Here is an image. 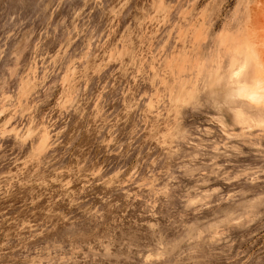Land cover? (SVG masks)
I'll use <instances>...</instances> for the list:
<instances>
[{"label":"rangeland","instance_id":"rangeland-1","mask_svg":"<svg viewBox=\"0 0 264 264\" xmlns=\"http://www.w3.org/2000/svg\"><path fill=\"white\" fill-rule=\"evenodd\" d=\"M262 77L264 0H0V264H264Z\"/></svg>","mask_w":264,"mask_h":264},{"label":"bare ground","instance_id":"bare-ground-1","mask_svg":"<svg viewBox=\"0 0 264 264\" xmlns=\"http://www.w3.org/2000/svg\"><path fill=\"white\" fill-rule=\"evenodd\" d=\"M261 81H263V77L255 80L251 85H248L242 90H240L241 88L238 89V86H236L237 89L240 91L238 93L241 95H246L250 97L251 100L256 102L264 100V89L260 87Z\"/></svg>","mask_w":264,"mask_h":264}]
</instances>
